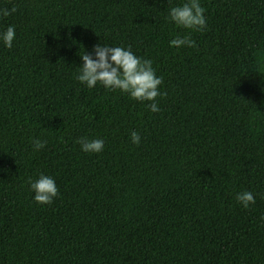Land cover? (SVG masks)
<instances>
[{"label": "trees", "instance_id": "16d2710c", "mask_svg": "<svg viewBox=\"0 0 264 264\" xmlns=\"http://www.w3.org/2000/svg\"><path fill=\"white\" fill-rule=\"evenodd\" d=\"M179 2L0 0V264H264V0H201L203 31L165 19ZM99 42L153 61L159 112L76 80Z\"/></svg>", "mask_w": 264, "mask_h": 264}, {"label": "clouds", "instance_id": "9594fccd", "mask_svg": "<svg viewBox=\"0 0 264 264\" xmlns=\"http://www.w3.org/2000/svg\"><path fill=\"white\" fill-rule=\"evenodd\" d=\"M171 2V0H170ZM15 7L5 9L0 7V16L8 17L15 12ZM205 8L201 0H180L172 4L165 17L176 27L191 31H203L206 27ZM15 39V27L9 24L3 31H0V42L6 48L13 46ZM170 47L180 48L181 46L194 47V41L189 35H177L169 41ZM82 61L76 73V80L93 88L99 83L105 89L119 90L126 93L136 101H149L145 107L151 112H159L160 108L156 98L163 97L166 93L161 91L162 77L156 75L153 61L133 53L131 48L122 46H111L104 43L93 45L91 52L83 51L79 55ZM130 140L133 144L140 142V135L135 131L130 132ZM46 141L39 138L32 139L34 150L44 147ZM76 143L84 152L99 153L104 148V140L101 138L88 139L79 137ZM33 193L32 199L36 203L51 204L58 194L55 180L43 173L36 179H29L28 184ZM235 200L244 208L255 204V196L249 190H243L235 194Z\"/></svg>", "mask_w": 264, "mask_h": 264}]
</instances>
